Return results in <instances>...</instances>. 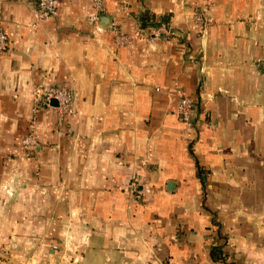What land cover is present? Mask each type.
I'll use <instances>...</instances> for the list:
<instances>
[{
  "label": "crops",
  "instance_id": "1",
  "mask_svg": "<svg viewBox=\"0 0 264 264\" xmlns=\"http://www.w3.org/2000/svg\"><path fill=\"white\" fill-rule=\"evenodd\" d=\"M54 1L48 15L35 0H0L2 248L34 223L36 237L74 232V264H123L145 251L144 229L175 226L181 241H206L208 258L230 240L252 250L264 238V0H102L99 31L89 0ZM61 83L73 112L57 127L40 108L26 157L33 88ZM174 85L194 100L185 135Z\"/></svg>",
  "mask_w": 264,
  "mask_h": 264
},
{
  "label": "rangeland",
  "instance_id": "2",
  "mask_svg": "<svg viewBox=\"0 0 264 264\" xmlns=\"http://www.w3.org/2000/svg\"><path fill=\"white\" fill-rule=\"evenodd\" d=\"M49 86L44 87L43 85L36 84V86H34L33 88V107L31 114L30 116H28L26 121L27 126L24 135L28 134L29 132L33 133L35 138L33 143L34 147L37 146L39 142L37 113L40 108L54 110L57 127L61 125L64 115L73 112L74 108V99L71 103L72 110L68 112L60 110L55 99H51L50 102L46 104L43 99L45 95L44 91ZM21 144L24 149V156L27 157L34 154V147H27L26 144L22 142V140ZM137 207L138 210L140 207ZM151 223L152 219H148L145 220L143 224L147 228L152 227ZM36 225L39 226L40 224L24 223L22 225V234L27 235V238L23 243H18L16 242L17 239H12L9 237V241L11 242L8 243V247H6L5 245L4 248H2L3 245L0 244V258L5 260V262L8 264H20V262L16 261L20 260V258H26V264H36V262H38V264H74L79 260L77 258V250L79 245H76L78 244L79 239H76L74 237L75 234H73V231V233L70 232L64 234V232L61 233L60 229L58 230L56 237L54 235L53 238H49L50 235H52L49 232L40 231L38 237H36ZM233 226V224L230 225L231 228H233ZM43 227V225L40 226V228ZM249 227L250 226H247L246 229H249ZM250 229L253 232L257 231L253 227V225L252 227H250ZM141 231L142 229H140L139 233H141ZM142 232H144L145 237V243H143L145 251L135 256H125L123 264H193L195 262L196 264H264V238L260 236L257 237L258 235L262 234V231L260 232V234L257 231V236L255 235V238L250 239V241L252 240L256 244V246L248 252H243L244 250H241L243 252L242 253L239 249V246L237 247L238 241L235 240L234 243L232 242V240H230L231 242L229 241V244L226 247H223V250L226 253V260L218 259V261L216 262H211L209 260L210 258L207 257V254H205L206 241H181L180 235L182 234V230L179 226H175L171 232H157L153 229H144ZM182 243L187 244L188 249L181 250V247L179 246L182 245ZM195 249L196 253L198 254L196 256V261L194 262L191 260V258L193 257V252L195 251ZM16 251L18 253H16ZM50 257L52 258L51 260ZM29 260H34V262L30 263Z\"/></svg>",
  "mask_w": 264,
  "mask_h": 264
},
{
  "label": "built area",
  "instance_id": "3",
  "mask_svg": "<svg viewBox=\"0 0 264 264\" xmlns=\"http://www.w3.org/2000/svg\"><path fill=\"white\" fill-rule=\"evenodd\" d=\"M211 2V0H204ZM36 8L40 13L43 14H54L55 13V1L54 0H35ZM90 12L88 13V21L93 29L96 31L100 30V13L103 10L102 0H89ZM192 21L195 28L198 30H204L206 24V18L203 15L202 10L198 4L193 5L191 10ZM165 31V30H164ZM118 41H123L124 37L120 34L116 35ZM7 35L3 28L0 26V50L4 48L6 44ZM173 92L176 95L175 112L181 122V131L185 135L194 126L193 120V98L187 95L184 90L179 86H173ZM44 101L46 104L50 102L51 99H55L58 107L62 111H70L71 103L73 100V93L64 84L49 86L44 91ZM34 135L29 132L25 134L21 139L27 147H34Z\"/></svg>",
  "mask_w": 264,
  "mask_h": 264
},
{
  "label": "trees",
  "instance_id": "4",
  "mask_svg": "<svg viewBox=\"0 0 264 264\" xmlns=\"http://www.w3.org/2000/svg\"><path fill=\"white\" fill-rule=\"evenodd\" d=\"M220 244L211 245L208 249V256L211 260H225V251Z\"/></svg>",
  "mask_w": 264,
  "mask_h": 264
}]
</instances>
